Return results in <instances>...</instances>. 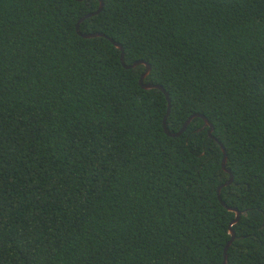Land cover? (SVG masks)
<instances>
[{
	"label": "trees",
	"instance_id": "1",
	"mask_svg": "<svg viewBox=\"0 0 264 264\" xmlns=\"http://www.w3.org/2000/svg\"><path fill=\"white\" fill-rule=\"evenodd\" d=\"M102 1L79 32L213 125L227 264H264V0ZM98 6L0 0V264H222V152L76 33Z\"/></svg>",
	"mask_w": 264,
	"mask_h": 264
},
{
	"label": "water",
	"instance_id": "2",
	"mask_svg": "<svg viewBox=\"0 0 264 264\" xmlns=\"http://www.w3.org/2000/svg\"><path fill=\"white\" fill-rule=\"evenodd\" d=\"M77 1H83V0H77ZM99 2V6L97 8V10L95 12H91V13H88V14H85L83 17H81L76 25H75V30H76V33L81 36L82 38L84 39H92V38H97V37H104V38H107L105 35H103L102 33H80L79 32V25L82 21H84L85 19L89 18V17H92L94 15H97L101 12L102 10V7H103V1L102 0H98ZM109 40V42H111V44H113V46H115L119 51H120V57H119V60H120V63L121 65L125 68V69H130V68H134L138 65H143L145 67L144 69V72L141 74L140 78H139V86L144 89V90H150V89H158L160 90L166 100H167V111H166V114L163 118V122H162V128H163V131L164 133L169 136V137H178L179 135H181L183 133V131L185 130V128L187 127V125L191 122L192 119L194 118H200L203 120V123H204V127H208V131H207V134L208 136L213 139L219 146L221 152H222V159H221V168L229 175V179L224 182L222 185H220L216 192H217V199H218V202L221 204L222 207H224L226 210L230 211V212H233L235 214V217L234 219L230 222V224L228 225V234L230 235V239L229 241L226 243L225 247H224V250H223V263L222 264H227V249L229 248V246L231 245V243L233 242L234 238H235V233L234 231L231 229V226L236 224L238 219H239V216L241 215V213L235 209V208H232V207H228L225 205V203L222 201V199L220 198V190L222 187H225L229 184L232 183L233 181V175L232 173L230 172L229 169L226 168V164H227V155H226V151H225V148L224 146L216 139L214 138L211 133L213 131V125L201 114H192L191 116H189L187 118V120L184 122L183 126L181 127V129L179 130V132L175 133V134H172L170 133L167 128H166V119H167V116L170 112V99L168 97V94L167 92L159 85H151V84H148V83H143V80L148 76L149 72H150V65L147 63V62H144V61H136V62H133L131 65H125L124 62H123V59H124V51H123V48L121 45L117 44L116 42H114L113 40L107 38Z\"/></svg>",
	"mask_w": 264,
	"mask_h": 264
}]
</instances>
